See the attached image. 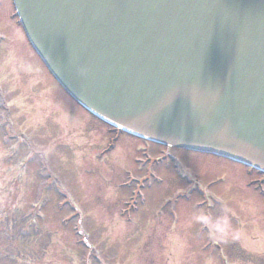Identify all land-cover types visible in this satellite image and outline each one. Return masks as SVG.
I'll return each instance as SVG.
<instances>
[{"label":"rangeland","instance_id":"1","mask_svg":"<svg viewBox=\"0 0 264 264\" xmlns=\"http://www.w3.org/2000/svg\"><path fill=\"white\" fill-rule=\"evenodd\" d=\"M4 19L0 264H264V183L256 174L186 151L172 150L178 163L155 160L164 155L158 146L141 151L126 135L104 153L108 128L55 85L13 6ZM137 154L150 157L157 180L143 209L128 216L133 178L147 173L133 162ZM147 209L155 218L145 219Z\"/></svg>","mask_w":264,"mask_h":264},{"label":"water","instance_id":"2","mask_svg":"<svg viewBox=\"0 0 264 264\" xmlns=\"http://www.w3.org/2000/svg\"><path fill=\"white\" fill-rule=\"evenodd\" d=\"M62 87L105 123L264 172V0H13Z\"/></svg>","mask_w":264,"mask_h":264},{"label":"flooded vegetation","instance_id":"3","mask_svg":"<svg viewBox=\"0 0 264 264\" xmlns=\"http://www.w3.org/2000/svg\"><path fill=\"white\" fill-rule=\"evenodd\" d=\"M10 8H12V0H0V44L5 40L6 31H4V29L6 30V27H8V22H7V20L4 19V14L6 13V10L7 9H10ZM7 15H8L7 17L10 19L11 18V11L9 13H7ZM3 31H4V34L5 35H3ZM55 85L59 87V85L57 83H55ZM66 96L68 97V99L71 102H73L76 106H78L84 113H87L83 108H81L73 100H71V98H69L68 95H66ZM87 114L91 117V115L89 113H87ZM91 118H93V117H91ZM93 119L95 121H97L98 123L105 125L104 123L98 121L97 119H95V118H93ZM108 132L110 133V139L112 141V143L110 144V146H112V148L109 151H112L113 149L114 150L115 149H118V148H116L117 144H115V137L116 136L118 137V139H117V142H118L120 140L119 136L122 137V135H126V134L121 133V132H119V134H118L117 133V130L116 129H113V128H108ZM126 136L129 139H131V140L137 141V143H138L137 145H139V150H141V151H145L146 147L149 148L151 146H153V147L154 146H158L160 148L161 152L164 153V155H163L162 158L159 157V158H156L155 160L163 159V158H165V159L168 158L170 160L169 163H171V162L178 163L177 162V160H179L178 155H175V154L172 153V150H178V149H174V148H171V147H164V146L156 145V144L150 143V142H148L146 140L137 139V138H135L133 136L132 137L129 136V135H126ZM140 141H143L144 143H146V145L143 142H140ZM120 144H122V143H120ZM105 150H106V148H105ZM178 151H186V150H178ZM186 152L200 154V153L190 152V151H186ZM143 153L145 154L146 152H143ZM132 159L134 160L133 162H135V163H140L141 162V164H144L143 167L145 168V170H146L147 173H146V175H144L142 177H136V178L134 177L133 178V182L135 183V185H134L133 188L131 187V192H133L134 190H137V194H135V197H134V200H133L132 204L127 203L126 208L122 209V212L123 213L126 210H128L129 211V216H130V213H132V212L135 213L136 211H139L140 209H143V206L147 203L146 202L147 201V192H146L147 190L146 189H147L149 183L155 182V180H156V178H154L153 175H152V173L149 171L148 162L150 161V157H146V158L143 159V157H141V156H139L137 154ZM230 163H232V162H230ZM238 166H240V165H238ZM240 167H243V166H240ZM138 169H140V168H138ZM126 170H128V169H126ZM135 172L138 173L136 170H135ZM248 173H250V174H256L258 176V178H260L261 180H264V175L259 174L258 172L254 171V170L248 169ZM125 187H127V185H125ZM194 188L197 191H199V188L198 187H194ZM260 194L264 196V189H262V192ZM137 197H138V199H137ZM162 204H165V203L162 202L161 205ZM198 206L200 207V204H198ZM159 212H161V211L159 210ZM148 214L149 213H148V209H147V213H146L145 219L148 218V217L155 218V216H156L153 213H150L149 216H148ZM241 238H244V237L242 236Z\"/></svg>","mask_w":264,"mask_h":264}]
</instances>
